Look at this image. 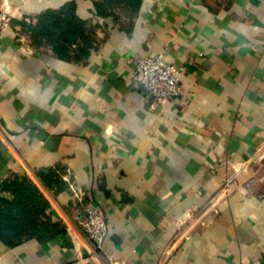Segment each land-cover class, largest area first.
I'll list each match as a JSON object with an SVG mask.
<instances>
[{
  "label": "crops",
  "instance_id": "1",
  "mask_svg": "<svg viewBox=\"0 0 264 264\" xmlns=\"http://www.w3.org/2000/svg\"><path fill=\"white\" fill-rule=\"evenodd\" d=\"M70 3L97 26L96 49L27 52L20 23ZM0 5L13 15L0 34V184L31 180L57 224L0 240V264H264V0ZM155 54L185 67L176 102L154 105L134 81L133 60ZM87 207L108 221L101 250L77 222Z\"/></svg>",
  "mask_w": 264,
  "mask_h": 264
},
{
  "label": "trees",
  "instance_id": "2",
  "mask_svg": "<svg viewBox=\"0 0 264 264\" xmlns=\"http://www.w3.org/2000/svg\"><path fill=\"white\" fill-rule=\"evenodd\" d=\"M20 26L32 47L53 49L62 59L87 58L99 44L97 26L76 17L73 3L39 16L36 25L22 21ZM0 194L11 196H0V240L5 244L45 239L56 230L57 224L47 213L50 204L31 180L15 175L0 184Z\"/></svg>",
  "mask_w": 264,
  "mask_h": 264
},
{
  "label": "built area",
  "instance_id": "3",
  "mask_svg": "<svg viewBox=\"0 0 264 264\" xmlns=\"http://www.w3.org/2000/svg\"><path fill=\"white\" fill-rule=\"evenodd\" d=\"M13 15L5 7L0 5V34L10 28ZM26 22H31L26 19ZM21 35V34H20ZM20 39L25 44L27 52L32 53V47L28 37L22 34ZM137 67L134 75L135 83L153 98V104L157 105L164 101L176 102L183 95L181 78L185 67L170 62L164 54L140 56L133 60ZM260 160H264V147L261 150ZM243 168V165L240 167ZM77 200L82 201L84 192L72 188ZM78 225L87 234L94 245L101 250L108 236V221L106 215L99 208L87 207L78 218ZM100 264V263H99ZM112 264H127L125 261H114ZM252 264H262L254 260Z\"/></svg>",
  "mask_w": 264,
  "mask_h": 264
}]
</instances>
